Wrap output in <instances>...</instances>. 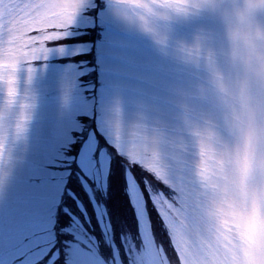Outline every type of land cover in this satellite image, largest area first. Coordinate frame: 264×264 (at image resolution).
Segmentation results:
<instances>
[{
    "label": "rangeland",
    "instance_id": "rangeland-1",
    "mask_svg": "<svg viewBox=\"0 0 264 264\" xmlns=\"http://www.w3.org/2000/svg\"><path fill=\"white\" fill-rule=\"evenodd\" d=\"M94 1L0 0V264L42 259L67 175L106 185L110 144L172 181L161 210L183 264H264V0L108 2L95 93L94 76L81 77L90 66L51 61L88 49L53 40L92 25ZM95 112L107 148L94 158L92 134L77 159L80 115ZM131 187L135 264H165Z\"/></svg>",
    "mask_w": 264,
    "mask_h": 264
},
{
    "label": "trees",
    "instance_id": "trees-1",
    "mask_svg": "<svg viewBox=\"0 0 264 264\" xmlns=\"http://www.w3.org/2000/svg\"><path fill=\"white\" fill-rule=\"evenodd\" d=\"M117 159L118 160H115V162H114L112 172H110V176H109V184L111 185V189H110L111 191H110V195L108 197V199H109L108 202H109V206L112 210L111 211L112 213H113V210L115 209V213L117 214L118 211L120 210V208H123L122 215L125 216L127 223H124L122 225L128 224V226H131L132 221H133V220H131V216H133V213L130 209L128 197H127V194L125 192V184H126L125 169H124L123 163L121 162L122 158L119 157ZM120 159H121V161H120ZM131 169L136 174L137 178L141 180L143 175H142V171H141L140 167L135 165ZM116 197H120V199H117ZM103 200H106V197H104ZM113 215H114V213H113ZM65 220H67V219H65ZM120 221L121 220L119 218V223H120ZM122 225L119 227H122ZM54 236L57 239H59V238L61 239V238H63L64 233L57 229L56 232L54 233Z\"/></svg>",
    "mask_w": 264,
    "mask_h": 264
}]
</instances>
